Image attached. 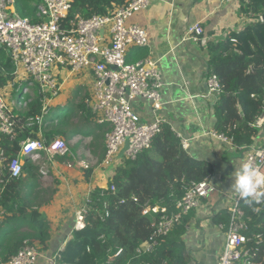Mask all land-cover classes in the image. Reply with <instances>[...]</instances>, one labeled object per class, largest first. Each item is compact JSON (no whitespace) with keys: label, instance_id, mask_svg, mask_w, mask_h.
<instances>
[{"label":"crops","instance_id":"0c3cea01","mask_svg":"<svg viewBox=\"0 0 264 264\" xmlns=\"http://www.w3.org/2000/svg\"><path fill=\"white\" fill-rule=\"evenodd\" d=\"M240 6L241 0H154L146 10L134 14L128 21L146 31L147 56L159 62L164 80V105L157 115L180 142L187 141L188 148L182 147L184 151L193 159L213 166L212 179L220 191L202 200L200 209L189 213L184 235L191 255L189 264H216L225 242V231L212 222V216L226 210L228 194L234 192L232 173L239 167L245 153L264 146V112L252 124L258 132L248 146H217L216 140L210 136L215 122L213 104L216 99L207 95V54L203 47L208 39L213 38L212 34L221 38L228 30L239 31L250 22L240 13ZM195 23H199L206 34L203 40H194L189 34ZM5 64H9L7 68ZM54 74L60 88L57 95L50 98L48 116L41 128L43 131L62 130L53 138H61L68 150L51 161L44 153L36 159L27 158L32 169L13 180L19 192L17 205L23 210V216L7 223L2 217L0 222V225L14 223L16 227L20 226L21 234L27 236L34 235V220L48 224L47 250L40 252L37 264H46L52 253H59L73 239L77 232L74 226L76 212L84 210L92 190L110 188L115 170L122 165L118 160L110 165L103 164L106 128L95 122L85 104L93 92L92 75L62 67L55 69ZM7 76L9 79L2 89L10 114L18 118L28 110V104L38 89L29 85L30 78L21 68H16L7 52L0 48V78ZM15 91L17 98H14ZM24 94L26 99L22 98ZM132 107L142 121L153 119L149 103L136 100ZM85 169L92 170L88 182L82 180ZM2 214L8 215L4 211Z\"/></svg>","mask_w":264,"mask_h":264},{"label":"trees","instance_id":"16d2710c","mask_svg":"<svg viewBox=\"0 0 264 264\" xmlns=\"http://www.w3.org/2000/svg\"><path fill=\"white\" fill-rule=\"evenodd\" d=\"M14 1L18 15L28 18L31 23L42 22L36 17V8L41 0ZM125 2L74 0L63 25L69 26L77 16L109 15ZM240 13L250 19L244 28L228 30L221 38L209 33L213 38L208 39L203 47L207 54V72L217 77L220 86V94L213 104L215 122L212 130L232 138L234 147L252 143V137L258 132L252 124L264 112V21L258 19L264 15V0L241 1ZM203 37L206 34L203 33L200 39ZM137 50L126 58V62L135 63L147 57L145 48ZM8 65L5 64L6 68ZM7 79L8 76L0 78V87ZM41 107V96L35 93L28 110L15 118L20 122L15 127L14 136L0 135V149L7 161L18 154L21 141L38 138L37 126L24 127L22 123L25 118L39 115ZM61 131L59 128L44 131L43 136L50 141ZM32 167L26 159L23 172ZM213 172L210 163L195 160L184 151L180 139L168 125L163 124L148 150L133 161L124 159L115 170L112 178L114 192L103 188L90 192L83 211L84 228L75 232L73 239L60 250L58 264H103L110 259L113 264H189L191 255L184 235L190 212L166 236L157 239L151 253L141 250L138 254L136 250L148 241L161 216L152 213L142 215V209L146 205L165 206L173 212L183 187L209 180ZM91 173L90 169L83 172V182L89 181ZM18 195L14 181L8 182L1 192L0 222L2 217L7 223L23 216V210L17 205ZM242 210L249 219L244 235L250 239L246 247L250 249L252 264H264V198L260 204L243 202ZM2 211L8 215H1ZM228 221L229 214L225 210L212 216V222L223 226V230H226ZM33 223L37 229L32 230V236L22 235L20 226L0 231V264L7 263L25 240L38 252L47 250L48 224L42 220H34ZM117 249L121 253L113 257Z\"/></svg>","mask_w":264,"mask_h":264},{"label":"built area","instance_id":"2783aa9c","mask_svg":"<svg viewBox=\"0 0 264 264\" xmlns=\"http://www.w3.org/2000/svg\"><path fill=\"white\" fill-rule=\"evenodd\" d=\"M153 1L126 0L124 5L116 7L109 15H94L89 18L77 16L69 26L64 27L63 21L74 0H41L36 8V17L42 19L40 23H31L28 18L18 15L14 9V0H0V48L7 52L10 62L30 78L29 85L38 86L37 95L41 96L42 104L39 115L25 118L22 123L28 127L37 126L38 138L21 141L18 154L8 161L4 151L0 149V201L5 185L22 176L23 163L27 158L36 159L40 153H44L51 161L66 154L68 150L59 137L47 141L41 128L48 116L50 98L55 97L60 88L54 74V70L60 67L72 72H89L93 77V92L85 104L94 115L95 122L106 128L103 137L104 165H110L115 160L133 161L151 147L153 139L164 124L157 115L164 105L162 72L158 60L150 56L135 63L126 62V56L129 48L148 46L146 31L135 24L130 25L128 21L134 14L146 10ZM259 21H262V17H259ZM100 28H103L102 36ZM189 34L194 40H198L203 35L201 25L193 24ZM203 39L204 37L200 40ZM205 84L207 95L217 100L220 94L217 77L207 72ZM23 92L27 93L26 90ZM135 100L150 104L153 119L141 120L132 107ZM18 105L24 107L19 102ZM17 124L18 121L8 110L0 87V135L12 138ZM210 136L216 140L217 146H233L232 138L223 134L212 130ZM181 145L184 149L188 148L186 140H182ZM242 161L251 163L264 173V146L248 150ZM109 190L114 192V186L111 185ZM182 190V196L175 202L173 212H169L165 206L143 207L142 215L152 213L161 216L148 241L136 250L138 254L141 250L151 253L158 238L166 236L183 216L200 209L202 200L220 192L212 178L191 183ZM258 191L264 192V185ZM228 196L225 211L229 214V221L224 230L225 242L216 264H252L250 249L246 247L250 239L244 235L249 221L242 210L244 200L235 192ZM263 198L264 196L259 202H255L254 198L249 199L260 204ZM83 211L75 214V231L84 228ZM206 212L207 215L211 214L209 210ZM105 213L107 216L108 213ZM219 227L224 228L221 225ZM120 253L121 250L117 249L113 257ZM39 258L40 252L25 240L5 264H37ZM59 259L58 252L52 253L46 264H58ZM103 264L113 262L110 259Z\"/></svg>","mask_w":264,"mask_h":264},{"label":"clouds","instance_id":"9594fccd","mask_svg":"<svg viewBox=\"0 0 264 264\" xmlns=\"http://www.w3.org/2000/svg\"><path fill=\"white\" fill-rule=\"evenodd\" d=\"M232 177V190L246 204L251 205L254 200L255 202H259L260 198L264 196V192L258 191L264 185V173H261L251 163L241 161L239 167L232 173ZM249 198H254V200Z\"/></svg>","mask_w":264,"mask_h":264},{"label":"rangeland","instance_id":"374dc122","mask_svg":"<svg viewBox=\"0 0 264 264\" xmlns=\"http://www.w3.org/2000/svg\"><path fill=\"white\" fill-rule=\"evenodd\" d=\"M138 52V50L136 49V48H129L128 49V54H127V56L128 55H130V54H132V55H134L135 53H137ZM6 54H3V59H6V56H5ZM35 87L36 88H38V86L37 85H35ZM17 96H18V94H17V91H15L14 92V98H17ZM22 98L23 99H26L27 98V95L26 94H24L23 96H22ZM20 100V99H19ZM136 101V100H135ZM142 102V104H144V102L145 101H141ZM12 227H16V225H14V223H11V224H4V223H2L1 225H0V231H4V230H7V229H9V228H12ZM20 233H22V232H20Z\"/></svg>","mask_w":264,"mask_h":264},{"label":"water","instance_id":"95a60500","mask_svg":"<svg viewBox=\"0 0 264 264\" xmlns=\"http://www.w3.org/2000/svg\"><path fill=\"white\" fill-rule=\"evenodd\" d=\"M262 21H264V15L262 16ZM103 34V28H100V36Z\"/></svg>","mask_w":264,"mask_h":264}]
</instances>
